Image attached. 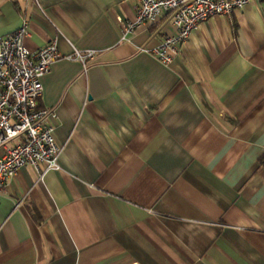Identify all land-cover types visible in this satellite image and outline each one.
<instances>
[{
  "label": "crops",
  "instance_id": "obj_1",
  "mask_svg": "<svg viewBox=\"0 0 264 264\" xmlns=\"http://www.w3.org/2000/svg\"><path fill=\"white\" fill-rule=\"evenodd\" d=\"M137 0H0L26 19L56 167L0 192V264H264V0L197 23L170 61L172 11L122 36ZM93 49L85 69L75 51Z\"/></svg>",
  "mask_w": 264,
  "mask_h": 264
},
{
  "label": "built area",
  "instance_id": "obj_2",
  "mask_svg": "<svg viewBox=\"0 0 264 264\" xmlns=\"http://www.w3.org/2000/svg\"><path fill=\"white\" fill-rule=\"evenodd\" d=\"M247 0H137L132 19H121L122 36L138 23L171 10L176 27L153 49L162 62H168L178 51L179 43L201 20L218 13L240 8ZM29 33L26 19L13 30L0 34V192L5 180L22 165L30 164L40 171L56 167L60 145L53 136L52 107L41 105L40 77L47 72L60 53L55 39L29 49L24 36ZM93 49L75 51L85 69V59Z\"/></svg>",
  "mask_w": 264,
  "mask_h": 264
},
{
  "label": "trees",
  "instance_id": "obj_3",
  "mask_svg": "<svg viewBox=\"0 0 264 264\" xmlns=\"http://www.w3.org/2000/svg\"><path fill=\"white\" fill-rule=\"evenodd\" d=\"M260 159L264 160V157H263V155H262V156H260Z\"/></svg>",
  "mask_w": 264,
  "mask_h": 264
}]
</instances>
